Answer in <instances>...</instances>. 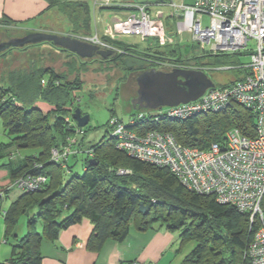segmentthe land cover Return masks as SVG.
I'll list each match as a JSON object with an SVG mask.
<instances>
[{
    "label": "trees",
    "instance_id": "16d2710c",
    "mask_svg": "<svg viewBox=\"0 0 264 264\" xmlns=\"http://www.w3.org/2000/svg\"><path fill=\"white\" fill-rule=\"evenodd\" d=\"M65 5L70 6L69 3ZM173 21L170 29L173 28ZM105 42L125 53L116 51L101 62H113L126 72L141 71L139 68L130 69L125 64V58L134 55L149 59H144L147 69L159 68L157 64L150 65L151 60L205 66L215 63L219 56L228 55L201 53L197 51L196 43L177 42L167 45L170 47L167 53L156 50L151 51L152 54L149 50L139 51L134 46H121L116 40L105 39ZM48 44L44 42L39 46ZM48 51L50 56L64 52L71 57L68 72L61 73L54 67L38 64V67L26 70L14 69L0 77V82H6L0 83V118L10 137L8 144H0V158L7 157L9 160L0 166V200L3 201L5 195L12 191L6 188L18 177L26 174L47 176V181L39 190L21 192L4 210L5 240L12 243L7 261L10 264H42L41 244L45 238L55 240L61 230L89 219L94 229L87 247L92 251H99L108 239L125 240L132 226L144 231L159 224L178 231L182 244L196 243L186 255L184 264H252L248 246L258 223L250 226L248 212L220 203L214 195L189 190L169 167H159L128 156L117 149L110 129L101 141L89 145L86 127H82L84 134L79 151L65 161V166L51 159L52 149L75 135L78 124L72 118V110L80 107V97L76 93L83 83L80 66L87 63L62 48L51 46ZM97 70L101 71L103 67ZM241 73L238 80L247 71ZM69 75H74V79H66ZM37 100L52 105L53 110L43 113L35 105ZM134 111L133 117L142 110ZM153 117L148 115L130 128L139 133L170 131L178 142L201 150H207L212 143L223 145L227 131L233 127L251 136L256 125L252 110L238 104H232L219 113H205L188 120L161 119L156 122ZM85 148L94 149L93 155L87 154ZM92 159L98 164L91 163ZM75 161L83 162L85 168L82 173L73 171ZM119 169L131 172L120 175ZM69 173L72 175L67 178ZM3 191L5 194L1 196ZM261 207L264 213V198ZM32 208H37V213L29 218V232L20 236L15 233L18 217ZM39 222L41 231L38 229Z\"/></svg>",
    "mask_w": 264,
    "mask_h": 264
},
{
    "label": "built area",
    "instance_id": "2783aa9c",
    "mask_svg": "<svg viewBox=\"0 0 264 264\" xmlns=\"http://www.w3.org/2000/svg\"><path fill=\"white\" fill-rule=\"evenodd\" d=\"M175 12L173 28L169 29L162 19L148 12L151 4L128 5L137 11L114 24L120 35H137L144 40H154L158 46L196 43L204 50L210 44L211 54H236L247 50L250 62L243 67L247 71L242 79L228 85L214 86L195 101L177 106L142 110L128 123L113 116L109 120L110 134L116 140L117 149L128 156L159 167H169L180 182L189 190L214 195L220 203L231 204L250 214V226L258 223L248 246L252 264H264V213L261 207L264 198V0H193L192 3L164 1ZM161 2H157L160 4ZM209 17V25L203 19ZM103 49L124 50L98 37L85 39ZM255 47L250 48V42ZM135 56V55H134ZM157 69H201L192 63L154 61ZM222 69H235L222 66ZM59 84V82H57ZM79 100V99H78ZM232 104L244 106L255 115L253 135H245L233 127L226 133L225 143H212L207 150L188 147L178 142L170 131L148 130L139 133L130 125L148 115L152 120H188L205 113H219ZM69 120V118H67ZM75 135L68 137L51 151V159L65 166V161L77 153L84 130L75 127ZM80 151H83L81 149ZM84 151L93 155L94 149ZM128 169H119L118 174H128ZM47 176L26 174L18 177L6 190L21 192L39 190ZM5 191L1 193V196ZM3 264H10L8 261Z\"/></svg>",
    "mask_w": 264,
    "mask_h": 264
},
{
    "label": "rangeland",
    "instance_id": "374dc122",
    "mask_svg": "<svg viewBox=\"0 0 264 264\" xmlns=\"http://www.w3.org/2000/svg\"><path fill=\"white\" fill-rule=\"evenodd\" d=\"M128 5H143L145 3L151 4L148 8V12L154 18L162 19L166 26L170 29L172 27L171 20L174 19L175 12L172 7L166 3H162L161 0H123ZM166 2L173 1L177 3L185 2L186 4L192 3L193 0H164ZM157 2H161L157 4ZM137 11V10H136ZM92 13L93 20V33L96 30L95 14ZM111 13V12H109ZM106 17L111 14L105 13ZM78 16V15H77ZM76 16V18H78ZM65 21V17L62 18ZM204 26L209 25V17L203 19ZM67 27V26H66ZM107 34L113 37L119 42L121 46H134L139 51L149 50L150 53L161 50L170 51V47L158 46L154 40H144L137 35H120L116 34L114 31V24H107ZM67 32L70 30L67 27ZM26 32L23 29H19L12 24L0 23V42L6 41L12 38L24 36ZM176 44V43H175ZM192 44V43H190ZM175 47V46H173ZM255 47V42H250V48ZM44 49V50H43ZM164 49V50H163ZM210 50V44L204 46V50L201 46H197V51L201 53L208 54ZM43 51V52H42ZM147 51V52H149ZM152 51V52H151ZM153 54V53H152ZM47 46H28L27 49H13L6 54L0 55V77L4 74L5 76L14 69H28L30 67H38V64L45 66H51L61 73L68 72V64L71 61V57L64 52L54 53L50 56ZM50 56V57H49ZM170 56V55H165ZM96 58V59H95ZM95 58L85 59L87 64L81 65L83 70H81L80 77L83 81L81 90L76 93L80 97L79 106L81 107L83 113L90 115V122L86 126L87 130V142L89 145L97 144L101 141L109 132L107 127V122L110 120L111 116H116L124 122L128 123L133 117L131 115L135 112L132 108V100L135 97V92L137 89L136 76L137 74L128 75L124 69L117 67L113 62L103 63L97 56ZM98 58V59H97ZM55 60V61H52ZM250 62V54L247 50H243L240 53L229 54L225 56H219L216 58L215 63L207 64L204 67L205 72L212 79L216 86L228 85L236 80L242 75L243 65ZM150 65L154 64L149 62ZM80 65V64H79ZM233 66L235 69L225 70L222 66ZM103 67V70L98 71L97 68ZM151 68V67H148ZM74 75H69L66 79H74ZM46 80V77L44 78ZM1 80V79H0ZM44 80V82H45ZM59 82V81H58ZM5 84L6 82H0ZM78 97V98H79ZM36 106L40 107L43 113H50L53 110V106L47 104L44 101L37 100ZM78 105V104H77ZM166 108V107H164ZM10 142V137L6 131L4 121L0 118V144H8ZM74 161V160H73ZM71 160V162H73ZM9 162L7 157L0 158V166ZM73 171L82 173L84 171V164L82 161L74 162ZM72 173L67 175L70 178ZM21 191L13 189L7 195H5L3 201L0 200V207L8 208L13 201H15ZM34 213H37V208H32L27 214H23L18 217V224L15 228V233L23 236L29 232L30 224L29 218H33ZM37 220V218H36ZM38 224V223H37ZM42 225L39 222L38 229L41 231ZM179 235L178 231H172ZM10 240V238H9ZM6 240L0 236V247L3 246L4 249L9 248L12 243L9 241L8 244ZM181 243V241H180ZM180 245V244H179ZM196 245L195 242H186L182 247V252L188 254L192 248Z\"/></svg>",
    "mask_w": 264,
    "mask_h": 264
},
{
    "label": "crops",
    "instance_id": "0c3cea01",
    "mask_svg": "<svg viewBox=\"0 0 264 264\" xmlns=\"http://www.w3.org/2000/svg\"><path fill=\"white\" fill-rule=\"evenodd\" d=\"M67 3L70 6L65 5ZM73 3L82 5L74 6ZM123 3L126 2L123 0H0V23L12 24L23 29L27 34L45 31L83 39L98 37L103 41L115 40L107 34V24H115L136 12L133 7L121 6ZM92 11L95 14V33L92 32ZM106 12L111 15L106 17ZM63 17L65 21L62 20ZM66 26L70 28L68 32ZM6 209L0 207V236L4 239ZM93 229L92 222L84 219L76 225L61 230L55 240L45 238L41 244L42 264H184L187 255L186 252L181 251L184 244L180 243L178 234L167 229L165 225L156 224L154 228L144 231L132 226L125 240L108 239L99 251H92L87 247ZM10 253L11 246L7 249L1 246L0 263L6 262Z\"/></svg>",
    "mask_w": 264,
    "mask_h": 264
},
{
    "label": "water",
    "instance_id": "95a60500",
    "mask_svg": "<svg viewBox=\"0 0 264 264\" xmlns=\"http://www.w3.org/2000/svg\"><path fill=\"white\" fill-rule=\"evenodd\" d=\"M44 42L65 49L82 59L97 56L108 58L115 54L113 49H103L78 36L45 31H35L23 37L13 38L2 43L0 47L5 50L11 46L24 47ZM125 64L130 69L139 68L141 70L136 77V96L132 100L134 110H156L195 101L207 89L215 86L208 74L201 69L176 68L171 71L157 68L147 69L146 61L136 56L126 57ZM72 118L80 127H86L91 119L89 114L83 113L81 107L72 110ZM91 163L98 164V161L92 159Z\"/></svg>",
    "mask_w": 264,
    "mask_h": 264
},
{
    "label": "flooded vegetation",
    "instance_id": "af4514ba",
    "mask_svg": "<svg viewBox=\"0 0 264 264\" xmlns=\"http://www.w3.org/2000/svg\"><path fill=\"white\" fill-rule=\"evenodd\" d=\"M25 35H27V33L25 34ZM24 35V36H25ZM20 37H23V36H20ZM16 38H19V37H16ZM13 39V38H12ZM11 39H9V40H6V41H2V42H0V45L2 44V43H6V42H8V41H10ZM51 46H54L53 44H51V43H49ZM49 44L48 45H42V46H47V48L48 49H50V47L51 46H49ZM35 45V44H34ZM2 46V45H1ZM28 46H33V45H26V46H24V47H13V46H11V47H9V48H6L5 50H2V48L0 47V55H2V54H6L7 52H9L10 50H13V49H27V47ZM35 46H39V44H36ZM114 50V49H113ZM115 53H116V50H115ZM136 57H140V58H142V59H146V60H149V59H147V58H145V57H142V56H137V55H135ZM82 59V58H81ZM96 59V58H95ZM98 59V58H97ZM101 61H103L104 59H108V58H102V57H100L99 58ZM91 60V59H90ZM151 68H155V67H151ZM137 74V76H138V74L140 73V71H138V70H132V71H128L127 72V74L128 75H132V74ZM136 76V77H137ZM135 96H136V92H135Z\"/></svg>",
    "mask_w": 264,
    "mask_h": 264
}]
</instances>
